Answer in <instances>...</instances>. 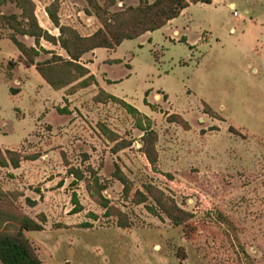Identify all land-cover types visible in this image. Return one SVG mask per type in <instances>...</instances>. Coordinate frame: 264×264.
I'll return each mask as SVG.
<instances>
[{
    "label": "rangeland",
    "instance_id": "1",
    "mask_svg": "<svg viewBox=\"0 0 264 264\" xmlns=\"http://www.w3.org/2000/svg\"><path fill=\"white\" fill-rule=\"evenodd\" d=\"M32 1L39 25L55 37L46 13L53 2L59 23L81 36L101 27L87 0ZM1 11L20 14L10 3ZM2 27L0 150L37 158L0 167V207L12 204L42 225L25 232L42 264H264V0L190 4L159 30L87 53L80 63L95 83L82 89L54 90L34 67L9 69L18 51ZM17 39L35 47L32 38ZM37 49V62L51 57L47 51L67 57L44 40ZM102 90L149 119L154 168L136 118ZM98 185L126 227L92 197ZM146 185L190 220L174 225L151 198L136 204Z\"/></svg>",
    "mask_w": 264,
    "mask_h": 264
},
{
    "label": "trees",
    "instance_id": "2",
    "mask_svg": "<svg viewBox=\"0 0 264 264\" xmlns=\"http://www.w3.org/2000/svg\"><path fill=\"white\" fill-rule=\"evenodd\" d=\"M87 1L94 9L93 15L99 20L101 27L89 36H81L75 29L59 23L58 3L53 2L46 7V13L51 23L58 29V36L55 37L39 25L32 0H0V26H3L4 30H10L11 34L8 39L19 52L18 62L27 68L34 67L43 81L54 90L67 86L82 89L95 83V78L89 69L80 63V59L85 54L100 48L115 49L125 40H132L145 33L159 30L169 21L177 18L190 4L211 3V0H153L152 2L132 0L138 1L139 4L125 6L124 0H105L104 5L101 6L97 0ZM117 2H122V7L110 12L109 9L114 7ZM9 3L20 11L19 16L2 13V7ZM17 35L32 38L35 47L26 46L17 39ZM40 40L58 45L64 50L67 57L64 58L54 52L47 51L51 57L42 62H36L35 59L39 56L37 46L40 45ZM12 65L15 63H9L8 68L10 69ZM9 91L11 94L19 92L16 89H9ZM102 92L105 93L107 99L121 104L131 116L136 118L137 126L143 132V154L154 168L157 162L154 147L156 134L150 128L149 119L124 100L118 99L103 90ZM142 119L147 125H144ZM36 158V156L23 157L15 150L7 149L4 152L0 150V167L11 166L15 169L19 167L23 159L35 160ZM69 174H72L76 181L83 179V174L80 171L70 169ZM116 178L126 189L127 181L120 171H117ZM95 184L97 186V180ZM101 190L102 187L98 185V190L91 193L92 197L108 214L112 208V214L118 216L119 226L126 227L127 223L121 219V213L109 206L108 199L101 194ZM125 191L127 192V189ZM145 191V195L140 192L136 193V199H134L136 204H141L146 199L151 198L156 208L165 214L174 225L180 226L190 220L191 214L180 208L172 199H167L161 190L153 185H146ZM4 195L5 193L0 188V197ZM42 229L40 223L27 215L16 212L12 204L7 208L0 207V263L42 264L25 236V232L41 231Z\"/></svg>",
    "mask_w": 264,
    "mask_h": 264
},
{
    "label": "crops",
    "instance_id": "3",
    "mask_svg": "<svg viewBox=\"0 0 264 264\" xmlns=\"http://www.w3.org/2000/svg\"><path fill=\"white\" fill-rule=\"evenodd\" d=\"M212 2H213V0H211V3H212ZM231 6H233V8H234V5L231 4V5L229 6L230 9H231ZM188 7H189V6H188ZM188 7H187V8H188ZM187 8H185V9L181 12V14L184 13V12L187 10ZM181 14H180V15H181ZM180 15H179V16H180ZM179 16H178V17H179ZM175 19H176V18H175ZM175 19H173V20H175ZM173 20H171V21H169V22H173ZM169 22H168V23H169ZM163 27H164V26H163ZM160 29H161V28H160ZM148 33H149V32H148ZM175 33H177V31H175ZM95 50H96V49H95ZM95 50H94V51H95ZM94 51H92L91 53H93ZM89 53H90V52H89ZM65 54H66V53H65ZM93 54H94V53H93ZM11 56H12V55H11ZM18 56H19V52H18L17 55L14 54V55L12 56V57L15 58V61H14V62H15V66H16L15 70L19 69L20 66L25 67L21 62H18ZM64 58H65V57H64ZM10 59H12V58H10ZM1 60H6V59L3 58V59H1ZM35 61H36V60H35ZM7 62L9 63L10 60H7ZM36 62H37V61H36ZM85 67H86V66H85ZM25 68H27V67H25ZM86 68H88V67H86ZM90 73H91V72H90ZM92 75H93V74H92ZM93 76H94V75H93ZM104 91H105V90H104ZM19 92H20V91H19ZM19 92H18V93H19ZM105 92H106V91H105ZM106 93H107V92H106ZM108 94H109V93H108ZM110 95H111V94H110ZM112 96H113V95H112ZM114 97H115V96H114ZM116 98H117V97H116Z\"/></svg>",
    "mask_w": 264,
    "mask_h": 264
},
{
    "label": "built area",
    "instance_id": "4",
    "mask_svg": "<svg viewBox=\"0 0 264 264\" xmlns=\"http://www.w3.org/2000/svg\"><path fill=\"white\" fill-rule=\"evenodd\" d=\"M231 9L233 11V15L236 16L237 15V12L234 10L233 6H231Z\"/></svg>",
    "mask_w": 264,
    "mask_h": 264
}]
</instances>
